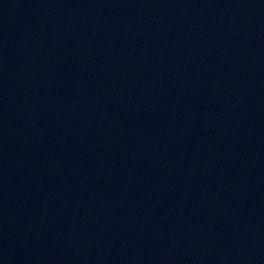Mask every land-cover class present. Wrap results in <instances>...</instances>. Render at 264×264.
<instances>
[{
	"label": "water",
	"instance_id": "water-1",
	"mask_svg": "<svg viewBox=\"0 0 264 264\" xmlns=\"http://www.w3.org/2000/svg\"><path fill=\"white\" fill-rule=\"evenodd\" d=\"M0 264H264V0H0Z\"/></svg>",
	"mask_w": 264,
	"mask_h": 264
}]
</instances>
